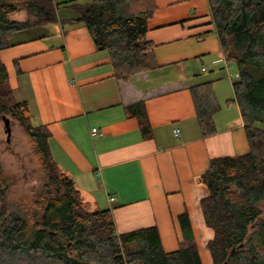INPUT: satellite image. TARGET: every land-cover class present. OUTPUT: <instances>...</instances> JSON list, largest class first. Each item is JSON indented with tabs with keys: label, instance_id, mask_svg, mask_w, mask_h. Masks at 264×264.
<instances>
[{
	"label": "crops",
	"instance_id": "0c3cea01",
	"mask_svg": "<svg viewBox=\"0 0 264 264\" xmlns=\"http://www.w3.org/2000/svg\"><path fill=\"white\" fill-rule=\"evenodd\" d=\"M154 4L143 38L156 65L127 81L114 76L108 52L95 47L85 25L66 22L74 16L67 5L58 6L61 20L14 31L0 60L14 98L28 105L33 125L47 127L52 159L88 209H108L116 234L155 227L171 252L183 240V212L195 242L211 237L198 204L207 189L197 180L209 159L249 147L232 84L237 73L222 54L207 0ZM204 82L219 106L206 134L190 93Z\"/></svg>",
	"mask_w": 264,
	"mask_h": 264
},
{
	"label": "trees",
	"instance_id": "16d2710c",
	"mask_svg": "<svg viewBox=\"0 0 264 264\" xmlns=\"http://www.w3.org/2000/svg\"><path fill=\"white\" fill-rule=\"evenodd\" d=\"M210 21L227 61L236 65L235 100L245 124L248 152L216 156L197 176L207 194L198 201L203 223L211 230L205 242L210 264H264V0H207ZM67 5L98 49L109 54L113 74L127 81L156 64L152 44L144 40L154 0H0V49L17 30L61 20ZM137 5V7H133ZM22 9L23 20L9 14ZM202 134L214 131L219 109L211 82L190 88ZM18 121L37 148L45 187L33 209L0 205V264H203L187 212L178 216L183 240L166 252L155 227L116 234L111 213L90 210L73 181L49 152L45 125H33L28 105L14 98L0 60V118ZM8 182L0 169V200ZM233 249V250H232Z\"/></svg>",
	"mask_w": 264,
	"mask_h": 264
},
{
	"label": "rangeland",
	"instance_id": "374dc122",
	"mask_svg": "<svg viewBox=\"0 0 264 264\" xmlns=\"http://www.w3.org/2000/svg\"><path fill=\"white\" fill-rule=\"evenodd\" d=\"M8 17L10 20L20 21L25 18V14L22 9H18ZM228 63L231 72L237 70L235 63ZM9 120L10 134L7 137L2 117L0 118V169L8 182L7 193L0 200V205L3 201L8 208L24 206L31 211L34 196L46 186V176L32 139L18 121L12 117ZM259 127L264 128V123H259ZM196 244L203 261L209 264L211 259L205 240L198 237Z\"/></svg>",
	"mask_w": 264,
	"mask_h": 264
},
{
	"label": "water",
	"instance_id": "95a60500",
	"mask_svg": "<svg viewBox=\"0 0 264 264\" xmlns=\"http://www.w3.org/2000/svg\"><path fill=\"white\" fill-rule=\"evenodd\" d=\"M2 120H3V123H4V127H5L4 131L6 132L7 137H8L9 134H10V120H9L8 117H5V116H2ZM224 264H226V262Z\"/></svg>",
	"mask_w": 264,
	"mask_h": 264
},
{
	"label": "built area",
	"instance_id": "2783aa9c",
	"mask_svg": "<svg viewBox=\"0 0 264 264\" xmlns=\"http://www.w3.org/2000/svg\"><path fill=\"white\" fill-rule=\"evenodd\" d=\"M95 131H96V128H92V132H95ZM174 132H175V133H178V128H175V129H174ZM127 264H129V263H127Z\"/></svg>",
	"mask_w": 264,
	"mask_h": 264
}]
</instances>
